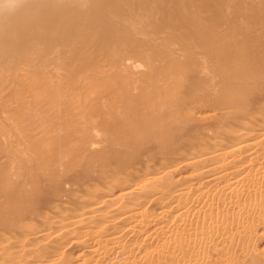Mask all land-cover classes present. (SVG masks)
Listing matches in <instances>:
<instances>
[{
	"label": "bare ground",
	"instance_id": "obj_1",
	"mask_svg": "<svg viewBox=\"0 0 264 264\" xmlns=\"http://www.w3.org/2000/svg\"><path fill=\"white\" fill-rule=\"evenodd\" d=\"M21 2L68 7L0 18V264H264L261 0Z\"/></svg>",
	"mask_w": 264,
	"mask_h": 264
},
{
	"label": "snow or ice",
	"instance_id": "obj_2",
	"mask_svg": "<svg viewBox=\"0 0 264 264\" xmlns=\"http://www.w3.org/2000/svg\"><path fill=\"white\" fill-rule=\"evenodd\" d=\"M261 6L264 7V0H261ZM68 7L66 5L46 4V3H24L21 0H0V18L4 24V39L6 46L11 44L12 48L17 54L25 52L31 45V42L36 35L46 27L55 26L61 21L47 13V9ZM70 7H79L82 9L90 8H104L111 9L112 5H92L90 3H81L79 5H71ZM231 8V5H227ZM117 24H124L130 27L134 32H139L143 27V17L121 18L113 17ZM36 56L33 54L30 59L35 60ZM131 64L132 60L129 59ZM10 67H15L17 75L23 74L27 77L30 74V65H28L23 57H20L18 63L10 64ZM141 67V65H137ZM261 87L264 88V73L261 76ZM97 145H93L96 147ZM37 195H40L39 191Z\"/></svg>",
	"mask_w": 264,
	"mask_h": 264
}]
</instances>
